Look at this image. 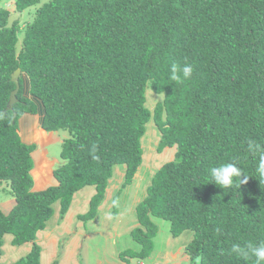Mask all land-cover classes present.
<instances>
[{"label": "trees", "instance_id": "1", "mask_svg": "<svg viewBox=\"0 0 264 264\" xmlns=\"http://www.w3.org/2000/svg\"><path fill=\"white\" fill-rule=\"evenodd\" d=\"M40 1L14 0L15 11L34 12L10 29L11 13L0 4V182L14 199L8 211L0 209V257L5 234L14 246L32 243L25 256L0 264H41L35 238L54 203L61 221L73 195L93 186L87 211L77 215L87 221L115 166L124 165L120 189L129 185L149 121L159 131L157 153L175 152L134 208L137 225L129 233L139 249H123L119 258L150 256L156 217L169 222L173 238L192 231L184 247L191 262L255 264L231 248L264 242V161L248 147L251 140L264 148V0ZM173 63L191 64L192 76L171 80ZM16 69L17 101L3 112ZM147 87L162 95L152 110ZM36 116L42 131L70 135L61 142L63 163L53 169L56 184L37 191L30 174ZM226 162H236L247 181L234 178L228 189L213 184L210 168Z\"/></svg>", "mask_w": 264, "mask_h": 264}, {"label": "rangeland", "instance_id": "2", "mask_svg": "<svg viewBox=\"0 0 264 264\" xmlns=\"http://www.w3.org/2000/svg\"><path fill=\"white\" fill-rule=\"evenodd\" d=\"M47 1L48 0H41L39 5ZM0 4L8 9L10 13H13L15 11L14 0H0ZM33 12L34 7H29L27 10H24L22 12V14L16 21L19 20V25L24 26L25 23L33 17ZM19 38H21V34H19ZM145 97V106L150 110L153 109L157 101L162 99V95L154 93L150 89V87L146 88ZM38 131L40 133V137L44 139L36 145L34 151H36V149L37 151L39 149H43L47 153L48 157L56 160L55 167L62 164L63 159L60 157L61 142L64 139L70 137L68 131L61 129L56 132H44L40 129ZM158 140L159 131L155 127V125L151 121H149L145 125V133L141 138V146L143 150L142 163L138 168L132 182L129 185L123 187V189H120L123 180L122 177L118 175V172L123 171L124 165L115 166L112 175L113 192L110 199L108 200V207L107 205H102V208L100 209V204L96 210L95 216L92 219L87 221H80L77 219V217H75L73 223H80V226H72L70 224V229H74L75 237H79L80 234L82 238H84L85 235L88 236L86 239L80 240L81 244H83V249L80 253V256L76 257V260L79 264H97V261L94 259H96V257H103V253L101 251L103 248L106 249V252H108L109 256L113 257L114 260L119 258L118 253L123 249H130L133 251H137L139 249V245L132 239L129 233V230L134 226L135 223H137L134 208L137 202L141 201L145 196L146 188L150 184L151 177L155 170H157L163 163L172 160L175 152L174 147H172L165 148L161 153H157L156 146ZM33 159L34 161H32L34 168V162L36 164L35 167H37L38 159H36L34 156ZM44 174L46 175V172L44 173L43 171L42 175L45 176ZM42 175H40L39 178L40 183ZM55 183L56 181L55 179H53L52 184ZM93 189V186H86L80 189L81 191H79L78 194H82ZM118 190H120V192L117 194L116 192ZM94 193L95 192H93V194ZM93 194L90 195L89 199L93 196ZM113 195L117 196L115 202L113 200ZM11 196L12 194L7 182L1 181L0 204ZM88 205L89 203L86 204L85 207L78 208L76 210V213H85L88 209ZM72 206L74 207V205ZM58 208V202L54 203L53 210H57V218L53 213L50 219L46 222L47 229H61L60 226L57 225L60 222V220L58 219ZM151 220L157 227V233L152 238L153 250L149 256V258H152L153 260L152 264L156 261L161 262L158 258H161L166 253L168 254L170 252H175L180 247L184 248V246L192 238L193 233L189 230H186L182 232L178 237L173 238L170 235L169 222L167 220L156 217H152ZM56 232L58 231L55 229V233ZM63 235L65 234L63 233ZM72 235L73 234H68L67 237H62L60 243L65 240H70ZM11 239L12 235L10 234H5L3 236V243L1 247L2 252L0 257V262L2 263L14 262L27 254L23 246L12 245ZM99 248H101V250H99ZM185 255V252H182L180 258L179 256L177 257V259L179 258L178 262L184 259ZM146 259L144 260L147 261ZM54 260L57 259L55 258ZM129 260L131 261V264H136L137 260H135L134 258H131ZM173 261L174 259H170L169 257V262L172 263ZM57 262L61 264L62 260H57ZM185 264H198V262L188 261Z\"/></svg>", "mask_w": 264, "mask_h": 264}, {"label": "crops", "instance_id": "3", "mask_svg": "<svg viewBox=\"0 0 264 264\" xmlns=\"http://www.w3.org/2000/svg\"><path fill=\"white\" fill-rule=\"evenodd\" d=\"M33 125H34L33 126L34 127L33 128V138H34V142L37 145V144H39V142H41V140L44 139V138L40 137V133L38 131L40 129L38 116L34 117V124ZM33 156L36 159H38V162H37V167H35L36 164L34 162V168L31 170L30 174H31L32 179H33L32 190L37 191V190L44 189L45 187L49 186L50 184L53 185L52 181L54 178L52 176V173H53V169L55 168L56 160L48 157L47 153L43 149H39L38 151L36 149V151L31 153L32 159H33ZM33 161H34V159H33ZM43 171H44V173L46 172V175L44 174L45 176L42 175ZM40 175H42V178L40 179L41 183L39 182ZM118 175H120L122 177L123 171L122 172L119 171ZM48 176H50V177H48ZM50 179H51V181H50ZM112 183H113V180L111 177L110 180L108 181V186H107L106 191H105L104 200L101 203V205L99 206L100 209L102 208V205L104 206V205L108 204V200L110 199L112 192H113ZM79 191H81V190H79ZM78 192H76L73 195V198H72V201H71V204L69 206L68 211L66 212L63 219L59 222V224H57L58 226H60L61 229L58 230L57 228L54 227L58 232L55 233V229H53V228L47 229V226H45V228L42 231L37 232L35 242L40 247L39 260H40L41 264H50L51 262H53V260L55 258L58 261L62 260L61 264H70V263L71 264H79L78 261L76 260V257L80 256V253L83 249V244H81L80 240L86 239L88 236L85 235V237L82 238L81 234H80L79 237H75L74 229L73 230L70 229V224L72 226H75V225L80 226V223H76V224L73 223L75 217H77V215L80 214V213H76L77 212L76 210L80 207H85L86 204L89 203V200H90L89 197L91 194H93V192H95V189L86 191L82 194H78ZM13 203H14V199L12 197H9L4 202H1L0 209L2 211L6 212L10 209V207L13 205ZM72 205H74V207ZM107 207H108V205H107ZM54 214L57 218V210L54 211ZM136 225H137V223L134 224V226H136ZM130 230H129V232H130ZM63 233L65 235H63ZM68 234H73L71 236L70 240H65L62 243H60L61 238L67 237ZM21 246H23L24 250L28 253L31 249L32 243H25ZM181 249H182V251H181ZM99 250H101V248H99ZM101 251L103 253V257L102 258L96 257V259H94L97 261V264H131L130 260L128 262H125V261L121 260L120 258L114 260L113 257L109 256V254H108V252H106L105 248H103ZM182 252H184V248L180 247L175 252H170L168 254L166 253L161 258H158L161 262L156 261L153 264H169L170 263L169 257H170V259H174V261L170 264H185L189 261L187 255H185V258L181 260L182 262L181 261L178 262V259L180 258V255L182 254ZM178 256H179V258L177 259ZM146 260L147 261L137 260L136 264H152V262H153L152 258H149V257Z\"/></svg>", "mask_w": 264, "mask_h": 264}, {"label": "clouds", "instance_id": "4", "mask_svg": "<svg viewBox=\"0 0 264 264\" xmlns=\"http://www.w3.org/2000/svg\"><path fill=\"white\" fill-rule=\"evenodd\" d=\"M193 66L185 63L183 66L173 63L170 68V79L173 81H180L182 79H188L192 76ZM249 150H259L261 152L260 159L264 161V148L256 144L255 141L248 142ZM210 177L213 184L219 185L221 189L231 188L234 184V178H241V183L247 181V177L243 176V170L238 166L236 162H226L222 165L215 166L209 170ZM231 252L241 257H254L255 264H262L264 262V242H260L256 245L248 244L241 246L240 244H233Z\"/></svg>", "mask_w": 264, "mask_h": 264}, {"label": "water", "instance_id": "5", "mask_svg": "<svg viewBox=\"0 0 264 264\" xmlns=\"http://www.w3.org/2000/svg\"><path fill=\"white\" fill-rule=\"evenodd\" d=\"M20 15H21V12H19V11H15L14 13L10 14L7 17V22L5 24V28L10 29L12 27L14 21H16L19 18ZM20 74H21V71L19 69H16L10 76V81L15 85V88H14V90L11 91V93L9 95V101H8V103L6 105V108H5V110L3 112L11 111L13 105L17 101L16 94H17V92L19 90L18 79H19ZM13 116H15V114H13ZM39 128L42 129L41 126H39ZM49 132H56V131H49ZM52 176H53V173H52Z\"/></svg>", "mask_w": 264, "mask_h": 264}, {"label": "bare ground", "instance_id": "6", "mask_svg": "<svg viewBox=\"0 0 264 264\" xmlns=\"http://www.w3.org/2000/svg\"><path fill=\"white\" fill-rule=\"evenodd\" d=\"M14 13V12H13ZM12 14V13H11ZM4 28H5V25H4Z\"/></svg>", "mask_w": 264, "mask_h": 264}]
</instances>
